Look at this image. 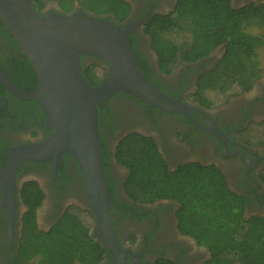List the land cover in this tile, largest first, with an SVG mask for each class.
<instances>
[{
	"label": "flooded vegetation",
	"instance_id": "obj_1",
	"mask_svg": "<svg viewBox=\"0 0 264 264\" xmlns=\"http://www.w3.org/2000/svg\"><path fill=\"white\" fill-rule=\"evenodd\" d=\"M38 1L40 8L36 11L42 16L80 11L108 19L122 28L130 27L126 41L135 51L137 66L145 77L191 110L188 115L170 113L124 92L114 93L97 107L109 216L119 249L116 257L95 231L96 215L82 172L68 152L60 155L55 166L34 160L19 162L13 178L0 186V264H31L41 237L50 235L67 214L70 216H66V221L69 217L77 218L86 226L87 238L102 250L99 264H203L208 260L209 249L180 231L177 214L181 204L176 198L153 197L146 201L127 191L129 166L120 160V150L126 143L140 146L144 138L154 144L167 172L186 165L209 168L210 173L217 171L227 189L244 202L246 218L264 217V75L242 85L248 88L228 96L226 102L208 98L211 105L206 106V101L195 97V92L227 56L225 44L166 73L159 68L145 31L147 22L156 15H169L178 0ZM229 3L233 8H241L264 5V0ZM103 7L107 11H101ZM79 61L91 85L106 75L103 60L80 55ZM94 64L102 72L98 81L86 75ZM0 68L1 169L3 156L12 148L44 139L49 129L36 103L17 95L33 92L36 76L1 22ZM3 71L14 88L3 82ZM36 198L40 201L32 211L26 199L32 204Z\"/></svg>",
	"mask_w": 264,
	"mask_h": 264
},
{
	"label": "trees",
	"instance_id": "obj_2",
	"mask_svg": "<svg viewBox=\"0 0 264 264\" xmlns=\"http://www.w3.org/2000/svg\"><path fill=\"white\" fill-rule=\"evenodd\" d=\"M33 6L38 10L39 1ZM252 23L264 25V5L233 8L229 0H178L169 15H156L147 22L145 31L159 68L170 73L177 65L197 60L221 44L227 52L235 47L250 52L264 45V34L247 31ZM212 86L201 84L195 92L206 106L211 105L208 98L226 102L228 96L248 88L240 83L225 91ZM127 145L136 147L131 159L125 161L129 166L127 191L146 201L176 198L181 204L177 214L180 231L209 249L210 257L203 264H264V217L246 218L244 202L227 189L220 173L191 165L169 173L150 139L144 138L140 146L126 143L120 151ZM32 201L29 204L26 199L33 211L40 198ZM66 216L50 235L41 237L31 264H99L102 250L87 238L86 226L77 218L66 221Z\"/></svg>",
	"mask_w": 264,
	"mask_h": 264
},
{
	"label": "water",
	"instance_id": "obj_3",
	"mask_svg": "<svg viewBox=\"0 0 264 264\" xmlns=\"http://www.w3.org/2000/svg\"><path fill=\"white\" fill-rule=\"evenodd\" d=\"M34 1L0 0V22L36 76L35 90L17 95L36 103L49 133L44 139L14 147L3 156L0 186L13 178L22 160L55 166L60 155L68 152L82 172L96 215L95 231L116 257L119 249L109 216L97 107L114 93L124 92L170 113L188 115L191 108L170 97L139 71L136 53L126 41L130 27L122 28L80 11L42 16L35 10ZM80 55L105 62L106 75L97 84L91 85L83 75ZM1 75L8 87L13 86L5 72Z\"/></svg>",
	"mask_w": 264,
	"mask_h": 264
},
{
	"label": "rangeland",
	"instance_id": "obj_4",
	"mask_svg": "<svg viewBox=\"0 0 264 264\" xmlns=\"http://www.w3.org/2000/svg\"><path fill=\"white\" fill-rule=\"evenodd\" d=\"M246 29L252 34H264V25L258 23H252ZM101 74V68L97 64H94L86 71V75L92 81H98L101 78ZM262 75H264V45L250 52L240 47H235L221 60L215 71L206 76L207 78H205L203 84L213 85L212 87L225 91L232 84L248 85L254 79L262 77ZM231 90L234 89L232 88ZM213 96L215 95L213 94ZM211 98L219 101L218 97ZM127 146L128 148L121 151L120 160L122 161H126L128 158L131 159L129 156L136 151L134 145Z\"/></svg>",
	"mask_w": 264,
	"mask_h": 264
}]
</instances>
